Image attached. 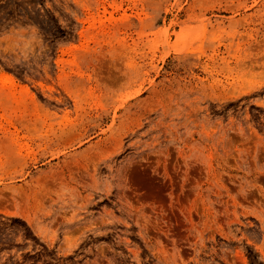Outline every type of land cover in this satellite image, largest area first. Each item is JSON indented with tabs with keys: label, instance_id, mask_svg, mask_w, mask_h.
<instances>
[{
	"label": "rangeland",
	"instance_id": "1",
	"mask_svg": "<svg viewBox=\"0 0 264 264\" xmlns=\"http://www.w3.org/2000/svg\"><path fill=\"white\" fill-rule=\"evenodd\" d=\"M0 264H264V0H0Z\"/></svg>",
	"mask_w": 264,
	"mask_h": 264
}]
</instances>
